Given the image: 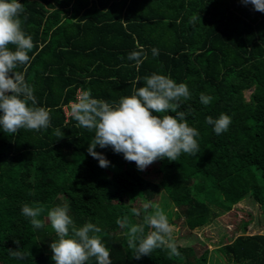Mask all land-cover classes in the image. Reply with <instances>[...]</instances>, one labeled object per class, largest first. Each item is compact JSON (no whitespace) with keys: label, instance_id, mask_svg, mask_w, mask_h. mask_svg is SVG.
<instances>
[{"label":"trees","instance_id":"trees-1","mask_svg":"<svg viewBox=\"0 0 264 264\" xmlns=\"http://www.w3.org/2000/svg\"><path fill=\"white\" fill-rule=\"evenodd\" d=\"M19 2L25 8L22 29L35 46L26 70H18L34 87L36 106L50 111L51 124L14 135L0 128V264H55L50 243L57 237L45 216L65 203L78 226L92 222L101 228L98 235L112 264H206L205 250L194 254L179 245L182 259H169L166 249L132 256L128 226L117 221L143 223V205L152 213L150 200L156 194L176 208L189 228L206 224L240 200L264 211V12L241 0ZM138 47L147 52L139 70L127 59ZM152 48L158 56H152ZM152 73L188 85L191 98L179 110H191L186 120L200 133V152L182 153L178 161L157 160L150 169L154 180L148 170L138 173L129 166L135 163L123 154L97 146L110 161L101 168L87 152L94 133L77 127L64 106L70 110L77 90L115 106L143 86V81L135 84L138 76ZM201 93L213 97L210 104L200 103ZM222 113L232 122L217 135L205 121ZM56 129L62 138L54 135ZM24 204L45 209L44 228L35 229L21 214ZM15 239L26 253L23 260L9 254L17 248ZM222 250L230 264H264V232L236 235Z\"/></svg>","mask_w":264,"mask_h":264},{"label":"clouds","instance_id":"clouds-1","mask_svg":"<svg viewBox=\"0 0 264 264\" xmlns=\"http://www.w3.org/2000/svg\"><path fill=\"white\" fill-rule=\"evenodd\" d=\"M241 3L251 4L254 10L264 12V0H241ZM24 12L19 0H0V128L9 135L18 134L21 129L46 130L51 124L50 111L36 106L34 87L26 81L25 71L18 70L21 66L26 70L32 59L29 53L35 46L32 37L22 29ZM151 52L153 57L159 54L156 48ZM127 59L134 61L139 70L147 59V52L138 47ZM140 81L144 82L143 86L134 88L132 95L121 97L115 106L94 98L88 91L81 94L79 90L76 101L69 103L70 116L77 122L76 126L94 133L87 152L98 160L101 168L109 167L110 161L96 151L97 146L110 147L115 153L123 154L124 159L134 162L140 171L157 160L178 161L182 153L195 156L200 152L197 140L200 133L186 120L191 110H179L181 104L191 98L188 85L157 73L142 79L138 76L135 84ZM199 99L201 104L208 105L213 97L201 93ZM64 110L69 113L68 107L64 106ZM169 112L175 115L167 114ZM205 122L220 135L228 131L232 121L229 115L222 113L216 119L206 117ZM54 135L59 139L64 133L56 129ZM148 209L149 205L144 204L143 223L129 226L127 218L123 223L117 221L121 227L128 226L126 242L132 256L140 259L152 255L156 249H166L169 259H182L167 215L163 210L148 213ZM44 211L42 207L24 204L21 214L35 229H42L45 224L40 217ZM131 211L136 216L141 215L137 208ZM47 221L57 237L50 243L51 259L55 264H87L92 259L96 264H112L109 249L98 235L101 228L92 222L78 226L69 214L67 203L48 210ZM145 227L149 229L147 234ZM13 242L17 248L10 249V256L23 260L26 253L20 250V240Z\"/></svg>","mask_w":264,"mask_h":264},{"label":"rangeland","instance_id":"rangeland-1","mask_svg":"<svg viewBox=\"0 0 264 264\" xmlns=\"http://www.w3.org/2000/svg\"><path fill=\"white\" fill-rule=\"evenodd\" d=\"M249 92L243 91L244 99H247ZM68 111L70 113V110ZM153 165L154 163L146 170L147 176H152L155 180L153 172H150ZM129 166L140 172L135 164ZM196 197L201 198L202 195L196 194ZM150 206L152 212L163 210L167 215L177 245L190 247L194 254L206 251V264H230L223 253V244L230 242L236 235L264 232V211L255 204L247 203L246 200L234 203L227 211L217 212L206 224L194 228L187 226L186 221L160 193L150 200Z\"/></svg>","mask_w":264,"mask_h":264}]
</instances>
